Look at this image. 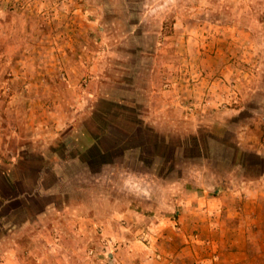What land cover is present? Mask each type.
I'll use <instances>...</instances> for the list:
<instances>
[{
  "label": "crops",
  "instance_id": "0c3cea01",
  "mask_svg": "<svg viewBox=\"0 0 264 264\" xmlns=\"http://www.w3.org/2000/svg\"><path fill=\"white\" fill-rule=\"evenodd\" d=\"M11 35L5 47L30 65L31 49ZM107 91H84L75 109H60L51 85L30 95L43 100L31 122L0 126V248L8 244L0 264H100L103 254L115 264H264V151L250 157L209 132L207 140L230 147V164L246 156L243 170L211 171L199 124L149 108L171 92ZM95 95L118 100L93 106ZM95 114L119 122L97 124Z\"/></svg>",
  "mask_w": 264,
  "mask_h": 264
},
{
  "label": "rangeland",
  "instance_id": "374dc122",
  "mask_svg": "<svg viewBox=\"0 0 264 264\" xmlns=\"http://www.w3.org/2000/svg\"><path fill=\"white\" fill-rule=\"evenodd\" d=\"M10 29L11 42L31 49L30 65L22 63L25 52L5 47ZM51 85L60 109H75L78 97L93 88L141 91L157 85L172 98L149 108H167L177 123L199 124L194 134H204L207 169L243 170L246 156L230 164V147L205 135L217 133L250 157L264 151V0H0V126L13 130L31 122L43 100L30 95L49 92ZM96 98L93 106H99ZM102 106L116 113L114 104ZM102 118L92 117L97 124L119 122ZM93 132L100 134L94 126ZM7 245L1 244L0 255ZM103 259L115 264L105 254ZM23 262L38 263L33 257Z\"/></svg>",
  "mask_w": 264,
  "mask_h": 264
}]
</instances>
